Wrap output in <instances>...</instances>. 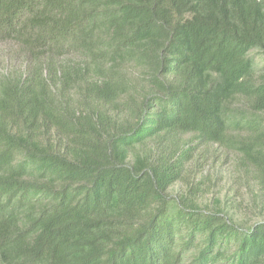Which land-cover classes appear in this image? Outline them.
<instances>
[{
	"label": "trees",
	"instance_id": "trees-1",
	"mask_svg": "<svg viewBox=\"0 0 264 264\" xmlns=\"http://www.w3.org/2000/svg\"><path fill=\"white\" fill-rule=\"evenodd\" d=\"M0 41V264H264V221L170 192L216 143L264 187V0H0Z\"/></svg>",
	"mask_w": 264,
	"mask_h": 264
},
{
	"label": "rangeland",
	"instance_id": "rangeland-1",
	"mask_svg": "<svg viewBox=\"0 0 264 264\" xmlns=\"http://www.w3.org/2000/svg\"><path fill=\"white\" fill-rule=\"evenodd\" d=\"M20 50L16 41H0V81L8 73L22 71L29 65ZM250 55L254 59L255 79L264 81V52L255 48ZM79 58L75 54L63 56L68 61ZM128 69L134 82L143 75L132 64ZM235 107L244 108L245 105L238 102ZM192 137V133L184 136L185 139ZM170 192L174 197L193 196L204 209L221 210L245 227L264 221V187L255 170L243 164L241 153L235 148H226L218 143L200 147Z\"/></svg>",
	"mask_w": 264,
	"mask_h": 264
}]
</instances>
